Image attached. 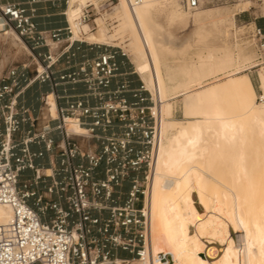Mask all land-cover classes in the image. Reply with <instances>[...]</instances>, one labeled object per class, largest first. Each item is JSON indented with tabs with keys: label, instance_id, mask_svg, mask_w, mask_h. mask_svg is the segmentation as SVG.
<instances>
[{
	"label": "built area",
	"instance_id": "1",
	"mask_svg": "<svg viewBox=\"0 0 264 264\" xmlns=\"http://www.w3.org/2000/svg\"><path fill=\"white\" fill-rule=\"evenodd\" d=\"M180 2L194 9L201 1ZM33 17L34 10L21 2L0 0V31L12 30L36 65L33 75L27 63L11 62L0 71V205L12 213L0 224V264H155L146 214L159 142L152 94L140 77L138 88L130 89L125 81L110 89L118 72L115 51L85 57L75 70L64 71L59 63L68 48L50 53V43L61 40V29H39ZM89 19L87 9L82 10L80 21ZM253 35L264 38V29L254 26ZM44 48L47 53H41ZM3 55L0 49V61ZM35 82L49 84L56 117L46 107L47 92L41 93L37 112L25 105L26 90ZM78 82L86 91L73 100L58 91ZM122 92H131L133 101ZM68 117L87 132L82 138L93 149L73 138L65 127ZM53 131L59 139L51 136ZM31 144L57 154L50 174L35 165L43 153L32 151ZM27 171L31 175L22 178ZM118 251L130 258H120ZM169 263L168 254L157 260Z\"/></svg>",
	"mask_w": 264,
	"mask_h": 264
},
{
	"label": "bare ground",
	"instance_id": "2",
	"mask_svg": "<svg viewBox=\"0 0 264 264\" xmlns=\"http://www.w3.org/2000/svg\"><path fill=\"white\" fill-rule=\"evenodd\" d=\"M68 2L67 23L72 39H76L74 34L81 32V25L88 24L80 21L81 6L95 3V0ZM118 3L122 24L133 41L136 70L141 80L144 79L146 89L147 86L153 89L148 90L157 102L153 111L157 117L159 142L154 152L146 202L147 240L155 264L163 254L172 258L169 264H264V188L260 190L253 185L252 172L259 159L249 155L253 139L264 144V103L255 108L251 101L242 112L235 113L220 105L216 86L202 85L208 77L237 62L228 48H219L222 55L218 58H214L211 48L212 52L200 56L196 63L184 61L186 64L179 66L182 80L172 85L165 83L161 68L170 53L157 41L160 25L154 22L155 11H165L170 21L187 22L189 15L184 10L193 12L199 6L184 8L180 0H119ZM211 16L210 10H198L192 14V21L198 23ZM7 31L22 43L12 30ZM105 36L101 27L98 34H90L88 38L103 40ZM168 78L172 79L170 73ZM240 79L229 78V81L237 83ZM261 83L264 88V75ZM178 96H183L184 106L195 115L193 121L166 120L170 101ZM46 107L56 117L51 92L47 93ZM65 127L72 135L85 132L70 117ZM219 161L223 163L228 184L225 190L215 187L206 192L211 180L224 184L220 177L206 172L214 169V163ZM44 172L50 174V169ZM193 193L202 211L196 207ZM11 214L9 206L0 205V224L8 222ZM229 224L239 232L238 244L229 234ZM190 226L193 233L189 231ZM211 239L219 241L220 249L211 245ZM144 264L152 263L146 260Z\"/></svg>",
	"mask_w": 264,
	"mask_h": 264
},
{
	"label": "rangeland",
	"instance_id": "3",
	"mask_svg": "<svg viewBox=\"0 0 264 264\" xmlns=\"http://www.w3.org/2000/svg\"><path fill=\"white\" fill-rule=\"evenodd\" d=\"M68 1L69 0H36V2H31L32 7H30V9H33L34 13H36L38 9L53 8L56 10V12L60 13L59 17L64 21L65 27H68L70 31V33H67V31L64 30L65 41L63 40V37H61L59 42L50 43L51 55H57L66 48L68 49L63 55L69 53L71 45L76 42L88 43L99 49L105 48V50L117 51L123 55L126 61L129 62L131 69L134 71L140 82V76H138L139 73L136 70L137 58L133 50V41L122 24V18L118 7L119 0H95V3L88 2L81 6V8L83 7L82 10L87 9L90 19L85 22L88 24L81 25V32L76 35L74 34L76 39H72V33L69 24L67 23ZM200 1L199 9H196L195 11L210 10L213 12V16L205 18L198 23L192 21V14L195 11L187 12L183 9L187 15H189L187 22L180 20L170 21L165 11L158 9L155 11L154 22L157 26L158 24L160 25L156 35L158 38L157 41L162 44V49L164 47L172 56L177 55L171 57L169 54L167 57L165 56L167 59L164 57L165 61L161 68L163 80L168 85L175 84L182 80L179 66L186 64L184 61L188 63H196L200 56L204 57L207 53L212 52L211 48L213 49L212 54L214 58H218L222 55L221 49L219 48H228L236 56L237 62L224 71L208 77L202 85L205 87H209L210 84L211 86H216L220 105L234 111L235 113L242 112L245 105L249 104L251 101L254 103L255 108H259L264 103V88L261 83V78L264 75V46H261V44L264 42V38L259 40L257 36H254L253 29L254 26L259 27L258 24L264 25V0ZM64 11L66 15L64 14ZM100 26L105 32L106 39L90 40L88 38L89 35L93 33L98 34V31L101 28ZM198 36L201 37H199L200 40L198 39ZM67 45L69 46L67 47ZM0 49L4 53L2 57L3 61L0 63V69H3L8 61H12L14 64L27 63L29 65V70L31 71L29 75H33L36 65L30 51L24 48L22 43L14 37L11 31H6L5 34L0 31ZM41 53H47V49H42ZM74 57L75 53L67 54L64 60L60 61L61 65H59V67L65 66L66 69L77 67V64L82 59L74 61L72 60ZM169 73L170 76H172L171 80L168 78ZM237 77H241L237 83L229 81V78L235 79ZM32 85H34V83ZM147 88L151 91L153 90L148 86ZM32 96L33 92L30 93L28 97L25 96V99H30ZM152 97H154L153 99L155 103L156 99L154 94ZM170 103V109L165 114L167 121L181 122L186 120L193 121L195 119V115L190 113L184 106L183 96H178L175 99H172ZM148 104L152 106L151 102ZM41 105L45 111L43 103H41ZM154 105H157V102ZM174 109L177 110L176 113L173 112ZM75 130L77 131L78 129L75 127ZM86 133L87 132L85 131L80 135H73V138L78 140L84 146L86 139H83L82 137L83 135H86ZM252 143L254 145L252 147L253 152L251 151L249 154L250 158L253 156L258 157L259 159L256 164H254L253 161V164L256 165V169L252 172L254 178L253 185H256L258 189L262 190L264 188V144L257 138L253 139ZM214 165L216 166L214 169L211 171L207 170L206 172L215 177H220V180L224 184L211 180L206 192L215 187L225 190V184H228L225 174L226 171L223 169V163L219 161L217 163L215 162ZM30 175L31 171H27L22 178H28ZM45 182H49V177L45 178ZM192 198L198 210L202 211L203 209L201 206L197 204V196L195 193L192 194ZM228 230L235 244H238L239 232L235 230L232 224L228 225ZM189 231L190 233H193L192 226L189 227ZM202 239L207 242L205 237ZM211 242V245L220 249L221 245L219 241L211 239ZM129 264L139 263H137V261H130Z\"/></svg>",
	"mask_w": 264,
	"mask_h": 264
},
{
	"label": "crops",
	"instance_id": "4",
	"mask_svg": "<svg viewBox=\"0 0 264 264\" xmlns=\"http://www.w3.org/2000/svg\"><path fill=\"white\" fill-rule=\"evenodd\" d=\"M18 2H21L22 5L28 9H30V7H32V3L30 2V0H16ZM38 6V5H36ZM60 13L56 12V10H54L53 8H48V9H38V11H36V13H34V17H33V21L36 23L37 27L39 29H61L60 31V36L63 37V40L65 41L66 39L64 38L65 36V23L63 20H61V17H59ZM69 45H67L68 47ZM105 48L103 49H99L98 47L95 46H91L88 43H74L73 45H71L70 49H69V53H75V57L72 60H81L85 57H92L97 55L99 52L104 51ZM115 60L118 64V72L117 75L112 79L111 85H110V89H116L118 87V85H120L122 82H127L129 85L130 89H134L137 88L140 84L139 79L137 78V76L135 75L134 71L131 69V66L129 65V62L126 61V59L123 57V55H121L120 53H118L117 51H115ZM66 53L65 55L62 56V58L60 59V61L64 60V58L67 56ZM3 61V59L0 61V63ZM12 61H8L6 63V65L3 67V69L9 65ZM60 64V63H59ZM61 65V64H60ZM61 68H65L64 71L68 72V71H72L74 69H76L77 67H71V68H67L65 66H61ZM2 69H0L1 71ZM31 71L28 69V74ZM58 91L60 93H64L65 95L68 96L69 100H73L75 99L78 95H81L83 93H85L86 89H85V85L81 82L78 83H67L64 85H61L58 87ZM33 92V96L32 98H27L25 99V105L32 108L34 110V112H37V109L40 105V96L41 93L44 92H50V86L48 83H34V85H31L25 93V96L28 97V95L30 93ZM50 94V93H49ZM120 96H124L127 98L128 101H133V96L131 94V92H122L120 93ZM175 99V98H174ZM91 102H93V100H91ZM174 102V101H173ZM60 103L65 105V99H61ZM174 113L177 112L176 109H174L173 111ZM56 123V121H52V124ZM42 122L39 121L37 124L36 129H40ZM51 136L57 140L59 139V135L57 133V131H53L51 132ZM84 147H86V149H93L94 145L93 144H84ZM30 148L32 151H41L43 153L42 156L40 157H36L34 159L35 165L41 169H49L53 163H57L58 161V156L57 154H49L47 153L42 144H31ZM47 173V171H46ZM118 256L120 258H129L130 255L125 252V251H118Z\"/></svg>",
	"mask_w": 264,
	"mask_h": 264
},
{
	"label": "trees",
	"instance_id": "5",
	"mask_svg": "<svg viewBox=\"0 0 264 264\" xmlns=\"http://www.w3.org/2000/svg\"><path fill=\"white\" fill-rule=\"evenodd\" d=\"M259 25V27H262V28H264V25L263 24H258Z\"/></svg>",
	"mask_w": 264,
	"mask_h": 264
}]
</instances>
